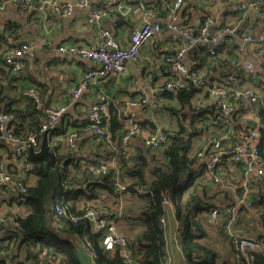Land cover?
<instances>
[{
	"label": "crops",
	"instance_id": "obj_1",
	"mask_svg": "<svg viewBox=\"0 0 264 264\" xmlns=\"http://www.w3.org/2000/svg\"><path fill=\"white\" fill-rule=\"evenodd\" d=\"M56 1L61 6L69 8L70 13L66 16H59L47 12L34 16L21 12L13 0H0V111H5L9 106L24 109L27 102L25 96L21 98L23 91L26 87L36 89L42 109L66 107V114L57 127L58 132L66 134L55 138L58 143H62L60 146L57 145L59 146L58 153L70 151L66 137L68 134H75L77 154L84 160L89 158L94 161H105L112 152V148H106L105 144L100 145V142L96 141V136L91 130L90 109L96 103L102 102L108 106L107 126L114 142L113 146L119 144L120 137L130 125L125 121L124 113L134 116L138 120L140 131L145 133L160 129L173 134L179 130L180 124L188 127L193 123L196 129L204 128L203 133L191 138L192 157L196 160L194 169L198 174L197 183L201 185V192L208 197H213L212 200L218 205H226L235 200L238 190L242 189L240 182L243 177L242 166L234 165L230 160H222L216 168L217 175L221 177L223 183L221 186L214 184L212 178L206 173L210 160L205 148L210 144L212 136L223 133L222 126L215 122V119L199 118L197 110L187 112L188 117L184 115L173 117L170 106L173 107L176 103L162 99L159 101L157 91L172 75L176 76V72L166 61L168 57L177 53L186 40L173 27L196 28L202 26L203 21L208 23L211 19L215 21V24L209 26V34L221 40L219 41L221 44L218 55L214 58L209 56L207 66L201 70L206 83L216 81L221 85H226L229 83V77L235 78L240 67L245 63H250L254 70L251 83L255 87H260L258 83L264 84L263 55H258L255 46L247 45L241 39H234L232 43L224 46L222 43L230 38L222 32L226 28L237 26L240 30H248L255 37H259L264 32V0H187L180 10H172V5L176 0H118L120 4L111 8L112 15L103 16L101 20L92 23L90 19L93 9L102 8L112 0H91L86 6L80 5L83 0ZM142 5L155 10L157 17L151 21H159L162 24V32L146 43L140 57L137 60L128 61L122 72L110 78L98 80L96 83L87 84L80 96L73 100V91L84 83L85 74L95 69L97 64L79 56H67L60 53L59 48L73 45L97 48L100 45L101 31L104 29L112 30L117 41L122 46H127L133 30L145 22L143 12L138 15L132 12L134 9L141 8ZM246 7H249L250 11H246ZM11 27L15 28L16 36L12 39L13 43L8 45L2 38L4 39L3 36ZM222 28L225 29L222 30ZM22 43L33 47V57L23 61L24 69L20 74L12 73L4 61L5 52ZM210 45L213 44L209 43ZM199 46L202 48L203 45H197V48L193 49L194 52L189 50L185 55L184 64L187 69H193L198 64L196 60L201 54ZM222 49L225 51L222 52ZM218 57L223 60L222 63L215 60ZM227 61L230 62L228 66H226ZM23 78L27 79L23 80ZM202 96L198 94L193 99V105L203 103ZM144 98L149 99L145 104L142 103ZM213 101L210 98L209 101L204 100V103L207 106ZM257 108L254 103L241 102L237 112L229 118L233 121V135L245 132L257 124V121H261L258 117L260 109ZM257 118L259 120L255 121ZM231 135H229V140L233 139ZM232 146L231 143L225 142L227 150L232 149ZM130 147H132L133 156L142 150L144 147L140 137L133 138ZM11 151L12 144L7 138L1 139L0 160L10 162ZM202 151H204L203 154ZM155 152L162 151L155 150ZM184 175L186 178V174ZM36 181L37 176H32L31 183L34 184ZM126 182L125 179L124 183ZM260 182L257 183L252 198H255ZM17 193L18 188L12 187L0 197V215L4 222H12L15 216L25 217L28 214V209L16 202ZM211 212L203 215L207 231V237L203 241L216 247L219 252H224L227 240H224L223 234L226 232L230 236L231 229L228 226L222 229L223 224L219 223L221 220L213 218ZM250 214L252 216L236 215L234 223L239 221L238 224L242 231L254 238L257 233L255 229L259 228L261 223V216L258 209L251 211ZM2 225L5 227L6 223ZM122 225L128 240H132L141 230L136 225H127L124 220ZM178 226L175 209H168L164 227L167 254L164 264H186L179 245ZM3 235L2 230L0 237ZM78 254L82 264H94L92 258L83 249L81 242ZM7 257L8 260H4L5 264H26L27 262L25 248H22L20 253L13 251Z\"/></svg>",
	"mask_w": 264,
	"mask_h": 264
},
{
	"label": "trees",
	"instance_id": "obj_2",
	"mask_svg": "<svg viewBox=\"0 0 264 264\" xmlns=\"http://www.w3.org/2000/svg\"><path fill=\"white\" fill-rule=\"evenodd\" d=\"M102 8L100 10H105L107 15H112V6L106 8L105 5ZM206 24L207 21H203L202 26L196 27L197 31L203 29ZM14 30V27L7 30L3 36L4 39L2 38L4 43H8L9 38L13 39L16 36ZM240 31L243 32L246 29ZM193 49L195 48L190 51ZM199 51L201 54L196 60L198 64L189 70L191 73L198 72L202 77L201 70L207 66L210 55L204 51L203 46ZM223 51L225 50L222 49ZM215 60L221 63L223 61L220 57ZM229 63L227 61L226 66ZM169 66L173 70V67ZM9 70L12 72L11 68ZM26 79L23 78V80ZM184 80V87L174 92L161 91L157 99L176 103L175 106H170L173 117L180 115L188 117L187 112L197 110L199 118L203 120L208 117L212 120L215 119L214 121L222 126L224 131L221 135H231L233 121L228 119V125L223 124L225 118L216 101L206 106L204 100L209 101L211 98L208 92L200 89L192 80ZM205 80L206 78L202 77L206 88H210L211 84L216 82L210 81L207 84ZM249 80L252 81L251 78ZM258 84L260 88H264V84ZM30 90H33L38 96L36 89L26 87L21 97L25 96L27 102L24 109L9 106L5 111H0V115L12 117L9 129L14 138L27 140L30 136L38 137L37 146H33L35 151L40 150L43 141L41 139L46 135L49 146L56 157L54 160L44 158L38 161L28 157L27 162L31 164L32 169H20L15 166L12 153H10L9 173L14 181L21 185L15 200L28 209V214L25 217L15 216L12 222H4V220L0 222V231L4 232V235L0 237V264H5L4 254L7 253L8 256L13 251L20 253L22 248H25L26 264H82L78 254L80 242L94 264H127L119 251L105 250L103 238L107 232H91L90 221L84 217V214L92 207H95L96 210H108L111 214L121 212L119 232L128 241L130 255L135 264H164L167 254L165 229L161 224V219L165 215L163 201L167 195L175 209L179 225V245L186 264H264V233L255 229L256 237L252 238L242 231L238 224L239 221L235 223L233 221L231 229L252 238L259 245L260 250L249 252L245 258L235 250L233 237L227 235L226 232H223V238L227 240L224 245L226 252L224 250V252H219L216 247L203 241L207 237L203 215L210 214L217 207L225 208L235 201L228 202L226 205H218L212 200L213 197H208L201 192V185L197 183L198 174L194 169L196 160L192 157V139L204 132L203 127L196 129L192 123L188 127L180 124L179 130L173 134L162 130L164 134L169 135L168 138L171 142L167 147L163 146L161 149H157L162 152H158V154L155 150L143 148L129 158L120 155L117 159V172L110 168L96 176L84 164L99 166L101 160L94 161L89 158L84 160L76 150L71 149L68 153H58L62 143H58L55 138L64 136L66 133L58 132V126L47 134L42 132V127L47 120L46 109H42L40 103L26 95ZM262 92L264 98V89ZM198 94L203 95V103L193 105V99ZM12 102L15 103V101ZM258 115L263 122L260 157L264 160V106ZM126 133L127 130L120 140ZM74 135L68 134L66 138ZM236 135L232 134L233 143H235ZM4 138H7V134L0 129V140ZM96 141L100 142V145L104 144L102 141ZM184 174H186V178L182 179ZM32 176H37V181L34 184L31 183ZM125 179L129 194H125L121 198L115 193V184L118 180L125 182ZM259 185L253 201L261 216V224L264 225V179ZM11 186L1 188L0 197ZM242 195L243 191L238 190L237 198ZM59 204H62L64 208V213L60 215L54 210V207ZM238 214L251 215L244 208ZM72 217L77 218L78 221H73ZM57 218L60 222L58 228L54 226ZM123 220L127 225H136L141 229L132 240L127 239L126 232L122 229ZM220 220L223 224L221 228L226 229L229 217L226 215ZM3 223H6L5 227L2 225Z\"/></svg>",
	"mask_w": 264,
	"mask_h": 264
},
{
	"label": "built area",
	"instance_id": "obj_3",
	"mask_svg": "<svg viewBox=\"0 0 264 264\" xmlns=\"http://www.w3.org/2000/svg\"><path fill=\"white\" fill-rule=\"evenodd\" d=\"M19 7L21 12L33 14L34 16L41 13L52 12L53 14L66 16L70 13V9L61 6L56 0L49 1H36V0H13ZM91 0H83L81 6H86ZM187 0H176L172 5V10H180ZM118 0H112L107 5L109 8L114 5H118ZM254 6V5H253ZM252 6V7H253ZM246 11H250L249 7H246ZM104 9V8H102ZM100 8H94L92 18L90 22L98 21L107 13L105 10ZM138 15L143 12L145 22L140 27L133 30L130 40L127 46H122L117 39L115 34L110 29H104L100 34V45L97 48H89L82 46H62L59 48V52L70 57L79 56L83 59L91 60L97 64L95 69L87 72L84 76V83L78 86L73 91V100L77 99L82 93L83 89L87 84L96 83L98 80H103L112 77L114 74L122 72L125 69V65L128 61L137 60L143 47L146 43L152 40L154 37L159 35L163 28L162 24L157 21H151L157 17L155 10L142 5V7L134 9L132 11ZM215 24V21L211 19L206 26L197 31L196 28L189 26H175L173 29L180 35L185 37L184 44L179 48L175 57H168L166 63L173 67L176 76L172 75L165 84L157 91L159 95L161 91L174 92L185 86L184 79H190L200 89H204L208 92L212 100L216 101L218 108L221 110L225 120L223 124L228 125V119L237 111L241 102L254 103L258 108L262 109L264 106L263 92L260 87H255L251 82L250 78L253 77V66L250 63H245L240 67L238 75L233 78L229 77V83L221 85L218 82H213L210 88H206L202 81V77L198 72H190L184 64L185 55L189 50L201 44L204 46V51L211 57L218 55L217 51L221 44V40H218L215 36H210L209 26ZM226 36L232 39L222 41L223 46L228 45L234 41V39H241L245 44L255 46L258 50V55H263L264 60V32L259 36H253L248 30L241 32L240 29L235 27L226 28L222 31ZM12 39H8V45L12 44ZM209 43L213 44L209 46ZM33 57V47L30 44L22 43L18 48H9L5 52L4 61L12 72L19 74L24 69L23 61L26 58ZM27 96L32 97L37 103H40L39 96L35 94L33 90L26 93ZM148 98H144L142 103H147ZM66 107H49L46 109L47 120L42 127L44 134L49 133L55 129L62 122V117L66 114ZM108 106L106 103H96L92 105L90 109V125L91 130L96 136L98 141H102L106 148H112V154L108 160L102 161L99 166L91 164H84L90 169L94 175L106 172L112 168L117 171V159L120 155H125L127 158L131 157L133 151L131 150V141L133 138L140 137L141 144L144 148L150 150L161 149L163 146L167 147L171 142L166 134L162 130L157 129L154 132H141L138 126V120L130 114L124 113L125 121L129 122L130 125L127 129V133L119 141L117 146H113L114 142L108 130ZM12 117L10 115H0V129L5 131L7 134V140L12 144V156L15 166L20 169L30 168L32 166L27 162L28 155H30V149L33 146H37L38 137L30 136L27 140H20L14 138L11 135L9 129ZM259 120L257 118L255 121ZM254 121V122H255ZM263 127L262 121H257V124L245 132H239L235 137V143L233 140H229V135L216 134L212 136V140L205 152L210 160V168L206 170V173L212 178L214 184L223 185L221 177L217 175V167L222 163V160H230L234 165L242 166L243 177L240 181L242 183L243 195L235 199L234 202L228 204L221 211L220 208L212 210L211 216L213 218L222 219L224 216L229 217L228 227L231 229V225L235 220V216L241 209L248 210L249 212L256 210L253 201V193L256 190L257 183L264 178V160L260 157V140H261V128ZM45 136V135H44ZM233 138V136L231 135ZM42 140V139H41ZM225 142L231 143L232 149L227 150ZM67 143L71 150L77 149L75 135L67 138ZM204 151H202V154ZM9 161L0 160V189L11 186L20 188V184L16 183L9 173L8 165ZM10 188V189H11ZM128 184L118 180L115 184V193L117 196L123 198L127 193ZM9 189V190H10ZM24 190V189H23ZM163 205L165 208V215L161 219L163 227L166 226V214L168 209L173 207L169 196L164 197ZM55 212L58 215L64 213L62 204L54 207ZM84 217L90 221V230L92 233H105L103 246L108 251H119L123 256L127 264H135L129 250V244L126 238H124L119 232V223L121 221V212L111 214L108 210H96L92 207L87 210ZM2 217L0 215V222ZM73 221H78L77 218L72 217ZM257 220L256 218H254ZM56 228L60 226L59 219L57 218ZM258 221V220H257ZM259 222V221H258ZM260 223V222H259ZM258 228V227H257ZM256 228V229H257ZM259 231L264 233V225L260 223ZM257 229V230H258ZM233 237V246L240 255L247 257L251 251H258L261 248L259 245L247 235L242 233H236L231 229V235ZM91 255V254H90ZM5 260H8L7 254L3 255ZM93 261V260H92Z\"/></svg>",
	"mask_w": 264,
	"mask_h": 264
},
{
	"label": "water",
	"instance_id": "obj_4",
	"mask_svg": "<svg viewBox=\"0 0 264 264\" xmlns=\"http://www.w3.org/2000/svg\"><path fill=\"white\" fill-rule=\"evenodd\" d=\"M0 32H1V30H0ZM242 108L243 107H241V109ZM30 157L34 161H38V160H41V159H44V158H48V159H51V160L55 159L56 155L51 150V148L49 146L48 138L46 137V135L44 136V139L42 141L41 148H40L39 151H35L33 148L30 149ZM184 178H185V175L182 176V179H184Z\"/></svg>",
	"mask_w": 264,
	"mask_h": 264
},
{
	"label": "rangeland",
	"instance_id": "obj_5",
	"mask_svg": "<svg viewBox=\"0 0 264 264\" xmlns=\"http://www.w3.org/2000/svg\"><path fill=\"white\" fill-rule=\"evenodd\" d=\"M43 139H44V138H43ZM43 139H42V140H43ZM219 223L222 224V221H220Z\"/></svg>",
	"mask_w": 264,
	"mask_h": 264
}]
</instances>
